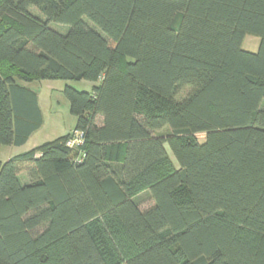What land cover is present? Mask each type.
<instances>
[{
  "label": "trees",
  "instance_id": "1",
  "mask_svg": "<svg viewBox=\"0 0 264 264\" xmlns=\"http://www.w3.org/2000/svg\"><path fill=\"white\" fill-rule=\"evenodd\" d=\"M35 79L99 83L0 161V264H264V0H0V150L43 124Z\"/></svg>",
  "mask_w": 264,
  "mask_h": 264
},
{
  "label": "rangeland",
  "instance_id": "2",
  "mask_svg": "<svg viewBox=\"0 0 264 264\" xmlns=\"http://www.w3.org/2000/svg\"><path fill=\"white\" fill-rule=\"evenodd\" d=\"M30 10L33 13L42 15L39 9L34 6ZM86 20L94 25L90 20ZM51 27L61 33H65L69 30L70 25L52 22ZM97 29L100 30L99 28ZM260 41L261 38L258 35L247 34L243 42V48L251 52H257ZM23 83L38 94L39 104L43 114V124L40 129L31 135L25 144L21 146H2L0 150V161L3 163L15 155L72 132L75 129L77 117L71 112L70 101L64 92L65 87L71 86L77 90H92L93 85L99 82L93 83L88 80L35 79L32 82ZM189 90V88H184L181 91L180 98L185 96ZM167 132L168 129L165 128L158 133L165 134ZM166 148L175 166L178 168L179 162L169 144H166ZM20 177L22 180L23 176L21 175ZM24 180H26L25 177ZM22 182L24 183L25 181ZM142 201L144 202V208L150 207L153 204L148 194L144 195Z\"/></svg>",
  "mask_w": 264,
  "mask_h": 264
},
{
  "label": "built area",
  "instance_id": "3",
  "mask_svg": "<svg viewBox=\"0 0 264 264\" xmlns=\"http://www.w3.org/2000/svg\"><path fill=\"white\" fill-rule=\"evenodd\" d=\"M84 143V135L83 133H77V135L75 137H73L72 139H70L67 143V145L71 148L73 147H77L80 146Z\"/></svg>",
  "mask_w": 264,
  "mask_h": 264
}]
</instances>
